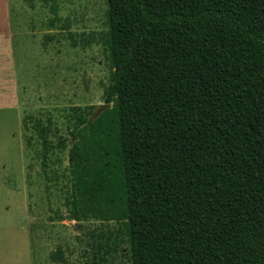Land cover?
Segmentation results:
<instances>
[{"label": "trees", "instance_id": "obj_1", "mask_svg": "<svg viewBox=\"0 0 264 264\" xmlns=\"http://www.w3.org/2000/svg\"><path fill=\"white\" fill-rule=\"evenodd\" d=\"M105 4V109L32 127L43 165L67 154V219L117 225L128 264H264V0Z\"/></svg>", "mask_w": 264, "mask_h": 264}, {"label": "rangeland", "instance_id": "obj_2", "mask_svg": "<svg viewBox=\"0 0 264 264\" xmlns=\"http://www.w3.org/2000/svg\"><path fill=\"white\" fill-rule=\"evenodd\" d=\"M105 11V0H0V264H90L100 231L116 239L107 261L128 264L117 225L67 219V154L43 165L32 128L51 119L65 138L72 108L105 109Z\"/></svg>", "mask_w": 264, "mask_h": 264}, {"label": "water", "instance_id": "obj_3", "mask_svg": "<svg viewBox=\"0 0 264 264\" xmlns=\"http://www.w3.org/2000/svg\"><path fill=\"white\" fill-rule=\"evenodd\" d=\"M103 108V107H102ZM100 113V112H99Z\"/></svg>", "mask_w": 264, "mask_h": 264}]
</instances>
